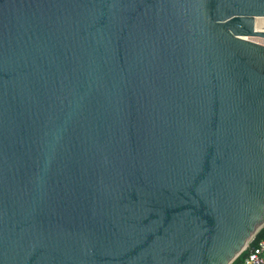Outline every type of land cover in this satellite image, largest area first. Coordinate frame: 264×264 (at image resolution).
<instances>
[{"label": "water", "instance_id": "95a60500", "mask_svg": "<svg viewBox=\"0 0 264 264\" xmlns=\"http://www.w3.org/2000/svg\"><path fill=\"white\" fill-rule=\"evenodd\" d=\"M264 0H0V264H233L264 229Z\"/></svg>", "mask_w": 264, "mask_h": 264}, {"label": "built area", "instance_id": "2783aa9c", "mask_svg": "<svg viewBox=\"0 0 264 264\" xmlns=\"http://www.w3.org/2000/svg\"><path fill=\"white\" fill-rule=\"evenodd\" d=\"M260 31H264V30H260ZM247 39L264 45L263 39H259L255 37H249ZM252 243L246 249V251H248V254L245 257L244 262L242 264H264V238L259 240L253 246Z\"/></svg>", "mask_w": 264, "mask_h": 264}, {"label": "trees", "instance_id": "16d2710c", "mask_svg": "<svg viewBox=\"0 0 264 264\" xmlns=\"http://www.w3.org/2000/svg\"><path fill=\"white\" fill-rule=\"evenodd\" d=\"M263 238H264V229H262L259 232V234L256 236L255 240L252 243V246L255 245L259 240ZM247 254H248V251H245L233 264H242Z\"/></svg>", "mask_w": 264, "mask_h": 264}, {"label": "bare ground", "instance_id": "6f19581e", "mask_svg": "<svg viewBox=\"0 0 264 264\" xmlns=\"http://www.w3.org/2000/svg\"><path fill=\"white\" fill-rule=\"evenodd\" d=\"M262 20H264V19H259V20H257V29L258 30H264V25H262V26H260V24H258L259 23V21H262Z\"/></svg>", "mask_w": 264, "mask_h": 264}, {"label": "rangeland", "instance_id": "374dc122", "mask_svg": "<svg viewBox=\"0 0 264 264\" xmlns=\"http://www.w3.org/2000/svg\"><path fill=\"white\" fill-rule=\"evenodd\" d=\"M258 24H260V26L264 25V20H262V21H259V23H258Z\"/></svg>", "mask_w": 264, "mask_h": 264}]
</instances>
